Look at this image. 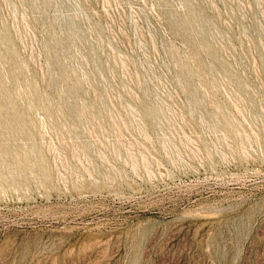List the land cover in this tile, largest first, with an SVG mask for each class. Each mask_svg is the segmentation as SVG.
I'll list each match as a JSON object with an SVG mask.
<instances>
[{
    "label": "rangeland",
    "instance_id": "obj_1",
    "mask_svg": "<svg viewBox=\"0 0 264 264\" xmlns=\"http://www.w3.org/2000/svg\"><path fill=\"white\" fill-rule=\"evenodd\" d=\"M0 264H264V0H0Z\"/></svg>",
    "mask_w": 264,
    "mask_h": 264
},
{
    "label": "bare ground",
    "instance_id": "obj_2",
    "mask_svg": "<svg viewBox=\"0 0 264 264\" xmlns=\"http://www.w3.org/2000/svg\"><path fill=\"white\" fill-rule=\"evenodd\" d=\"M48 112H49V111H48ZM48 112H47V113H48ZM40 122H41V125L43 126V121L40 120ZM11 125H12V124H11ZM10 127H11V126H10Z\"/></svg>",
    "mask_w": 264,
    "mask_h": 264
}]
</instances>
